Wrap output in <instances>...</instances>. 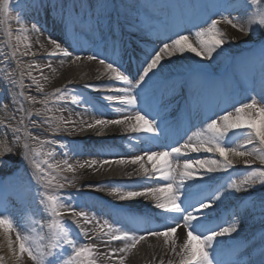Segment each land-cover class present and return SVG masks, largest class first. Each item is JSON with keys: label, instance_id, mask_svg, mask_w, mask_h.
Listing matches in <instances>:
<instances>
[{"label": "snow or ice", "instance_id": "snow-or-ice-1", "mask_svg": "<svg viewBox=\"0 0 264 264\" xmlns=\"http://www.w3.org/2000/svg\"><path fill=\"white\" fill-rule=\"evenodd\" d=\"M24 7L29 13L51 16L53 23L60 25L63 31L59 38L48 36L47 44L52 46L51 52L45 44L40 43L39 38L36 39L40 49L48 53L49 61L58 54L71 59L73 63L95 60L104 69L96 79L107 75L115 83L84 86L97 92L103 88L113 93L101 97L106 102L102 106H98L93 99L74 88L58 87L52 93H44V85L32 73V69L40 66L34 63L24 64L17 59V53L20 56H37V52L32 50L31 42L24 43V51H20L19 43L21 40L28 41L29 37L20 16H17L16 22L21 25L17 43L10 45L9 53L0 56V64L3 65L0 68V89L15 106L14 113H21L20 126L9 128V124H4L3 134L6 137L11 136L14 147L22 145L21 160L26 161L30 169V172L25 169V175L28 176L25 186L28 193L25 198L26 206L30 208L32 203H36L47 217L46 223L39 222L38 228L33 226L29 231H25L14 217L7 214L6 208L0 212V229H3L8 248L19 264H22L25 255L31 264H97L96 249L114 241L123 242V246L112 248L104 255L110 261L115 256L117 264H124V255L149 237H162L169 250L179 257V264H264V235L261 236L258 256L253 257L245 250L234 251L232 258L227 261L222 259L221 250L229 245L227 240L218 238L227 237L233 241L238 239L246 216L237 210L232 222H226L227 226H213L212 217L220 203L232 195L247 194L257 185L264 193V88L257 94L259 99L248 94L245 102L226 101L208 114L200 110L198 99L205 90L210 64L197 63L184 73L165 75L166 64L173 63L174 57H183L185 53H192L201 61L209 62L215 61L216 57L225 56V46L234 41L224 38L225 34L218 27L221 23L245 35H253L257 31L264 32V0H233L228 4L200 5L199 7L205 10V15L194 33L185 27L180 31L166 33L163 40L157 34L156 39L162 46L157 44L139 52L137 48L140 47V41L133 42L130 37L135 33L144 34L145 27L126 13L122 22L114 0L111 5L100 0L95 3L88 0L87 7L93 12L97 8L107 12L106 17L93 16L92 19L97 28L103 18L107 19L108 37L104 42L105 47L111 51L104 54L96 51L85 52L83 56L81 51L84 49L79 41L73 48L68 40L70 26L74 33L77 24L83 22L80 17V10L85 7L83 2L69 5V0H30ZM109 7L115 11V19L113 13L107 11ZM233 11L242 12V15L233 16ZM8 13L9 0H2L0 26L7 22ZM32 29L37 33V37L42 34L43 30L34 21ZM125 32L128 33L127 37ZM6 35L10 40V28L6 30ZM13 60L16 61L15 70L11 63ZM259 63L261 69H264V42L259 46ZM46 66L52 68L51 63ZM16 70L19 71V79ZM40 71L41 78L47 80L48 77L43 76V69ZM25 74L31 80L29 87L34 86L38 93L44 94L42 99L25 94ZM149 91L152 92L153 103L141 106L142 97ZM177 96L185 98V105L190 113V127L173 143L168 144L167 129L170 125L162 113H167L173 108ZM25 102L43 105V109H36V115L43 116L42 124L47 126L52 137H71L79 133H94L99 136L112 129L137 134V139L146 136L148 142L159 143L156 148H146L142 153L133 156L116 159H75L73 163L70 160L82 151L79 142L61 140L59 155L62 158L56 159L57 152L51 146L57 145L58 141L55 138L41 139L39 135L28 132L24 126L25 117L22 114L26 111ZM105 109L112 111L115 116H106ZM55 112L61 114L55 115ZM28 115L31 116V113ZM13 119H16L15 114L9 118V123ZM192 127H198V130L189 135ZM33 143L39 147H33ZM0 144L3 145L0 147V157L16 154L13 148L7 146L6 141ZM45 145L49 147L45 148ZM190 153L209 155L200 158L191 157ZM236 159L243 160L246 169L243 178L237 182L230 175L226 184H219L212 174L231 173L236 167ZM252 160H258L261 167H254ZM113 163L138 166L126 175L132 176L133 172H139L145 179L137 181V187L116 184H89L87 187L97 191L107 188L108 194L121 202H131L137 198L151 199L154 201V208L160 211H147L160 217V224L149 227L146 231L129 233L121 226L110 223L108 218H101L95 211L85 208L82 194H76L79 197L76 204L72 203L75 198L72 193H67V198L61 194V190L66 186H75V181L70 180L64 173L75 174L78 169L86 168L96 170ZM9 164V161L0 159V170ZM236 198L242 200L247 196L238 195ZM235 207L238 209V205ZM111 208L120 212L130 209L131 205L112 204ZM65 215L71 217V223L62 219ZM260 217L264 222V196L260 201ZM130 218L134 221L138 219L131 214ZM145 222L153 223L151 219H146ZM73 225L79 229L80 235L93 243L78 242L72 234ZM85 225H91V229ZM180 228L186 230V233L177 249L176 240L180 239ZM261 232L264 233V228ZM13 233L15 241L11 238ZM249 247L254 248L256 245ZM2 259L0 257V260Z\"/></svg>", "mask_w": 264, "mask_h": 264}, {"label": "bare ground", "instance_id": "bare-ground-1", "mask_svg": "<svg viewBox=\"0 0 264 264\" xmlns=\"http://www.w3.org/2000/svg\"><path fill=\"white\" fill-rule=\"evenodd\" d=\"M79 1L80 0H69V5L74 2L79 3ZM218 1H221V3L224 4L233 2V0H114V3L116 9H118L121 14L120 18L122 22L123 16L126 13L131 19L136 20L146 29L144 34L135 33L130 37L133 42L136 40L140 41V47L137 48L138 52L139 49H150L152 46L157 44L162 46V44H160V42L156 39L157 34H159L160 39L163 40L166 33L180 31L185 27L191 29V31L194 33L200 26L202 17L205 15V10H202L199 6L206 3H217ZM93 2L95 3L97 0H93ZM100 2L111 5L113 0H100ZM237 2H239V0H237ZM28 3H30V0L25 3L23 2L20 5V9H23V17H20L21 23L23 25L24 22L29 18L30 21H34L35 23H38L39 26L41 25L45 28L56 27L57 24L53 23L51 16L44 13H29L28 9L24 7ZM95 11L97 17L107 16V12H105L104 9L97 8ZM107 11L113 13V19L116 18V13L112 7H109ZM232 14L233 16H238L242 15V12L233 11ZM15 22V19L13 22H9L7 18L6 23L13 27V23ZM7 24L6 26L2 25L0 27V29H4V33H6V30L8 29ZM15 25L20 26V24H17V22ZM29 25L30 24L27 25L28 28L32 29V26ZM218 27L225 34L224 38L226 40L234 41L233 43L227 44L225 46V56L216 57L215 61L209 62L201 61L192 53H185L183 57H174L173 63L166 64L165 67V75H176L177 73H184L189 68L195 67L197 63L210 64L209 76L207 77L205 90L198 99L200 110L208 114H211V112L215 110L218 105H222L226 101H234L237 103L245 102L248 94L257 96V99H259L257 94L262 88H264V69H261L258 58L250 57L248 51L242 50L243 47H248L255 43L254 38L258 34V31L253 35H245L243 33L237 32L229 25L224 23H221ZM15 28V31L11 29V32L13 33L14 31L18 34L19 28ZM148 29L151 30L147 31ZM124 34L126 37L128 36L127 32ZM50 35L53 38L61 37L59 36V32L57 30H52ZM48 36L49 35H44L42 33L39 35V40L40 43L45 44V46L48 48V51L51 52L52 46L47 44ZM106 37H108V23L107 19L103 18L99 28H91L90 26L78 23L75 32L73 33L70 26L68 40L70 44H76V42L79 41L80 45H82L84 49V51H81V55L83 56L85 52L90 53L92 51H96L101 54L110 52L111 49L105 47L104 41ZM24 42L32 43V50L37 52V56H20L19 53H17V59L24 64L34 63L40 66L39 68L32 69V73L33 75L37 76V78L40 79V82L44 85V93H52L58 87L74 88L81 94L89 96L98 104V106L105 105L106 103L101 99L103 95L113 94L103 88L97 92L93 89L84 87L85 85H107L115 83L114 81L110 80L107 75L101 76L100 79H96V77L104 71L103 67L98 61L81 60L77 63H70V61L65 60L66 63L63 65L57 63L61 65L59 69H57L55 63L59 59L63 58L62 56L58 54L57 57H53L49 61L47 59L48 53L40 49L39 44L36 43V39L33 38L32 34L29 36L28 41L21 40L19 43V49L21 52L24 51ZM9 43L10 45H15L17 43V38H12L11 36ZM44 61H49V63L54 66L55 71L52 73L49 72L51 69L46 67V63H44ZM1 66L3 67L2 64H0V67ZM40 69H43V76H47V80L41 78ZM16 74L19 75L18 70H16ZM238 80H240L242 86L247 89V91L241 92L242 97L240 99V83ZM70 81L71 83H69ZM24 83V92L26 95H34L38 99L43 98V93H38L34 86L29 87V85H31V80L26 74L24 76ZM140 103L141 106L153 103L152 92L149 91L147 94H145V96L142 97ZM25 104L28 108L32 109V118L29 121V126H39L43 121V116H37L36 109H43V105L29 104L27 102H25ZM54 114L60 115L61 113L55 112ZM63 114L65 116L68 115V113ZM104 114L110 117L115 116L112 111L106 109ZM162 116L170 125V127L167 129L168 139L166 143L168 144L173 143L178 136L183 135L184 131L190 127V113L186 108L184 96H177L175 98L173 108L167 113H162ZM196 124L198 125L199 122L197 121ZM173 128H175V130L172 131ZM196 130H198V127H192L188 134L191 135L192 131ZM30 132L39 135L41 139H45V135L48 136V134H44L45 132H42L37 128L31 130ZM48 133L50 132L48 131ZM55 139L58 141V143L57 145L51 146V148L57 152L56 159L62 158L59 155L61 151L59 148V141L63 140L65 142H79V148L82 151L78 152L76 156L70 160V162L73 163H75V159H102L104 155L98 151V146L101 143H107L111 140H115L120 147V149L117 150L116 158L140 154L146 148H156L159 143L158 141L148 142L146 136L142 137L141 139H137V134H131L112 129H109L103 135L99 136L94 133H79L71 137L62 136L55 137ZM48 147V145H45V148ZM66 150L67 149H64V151ZM208 155L209 154L205 153H190L191 157L200 156V158H206ZM251 162L253 166L260 165L258 160H252ZM234 163L236 167L231 171V173L221 172L212 174L217 178L219 184H226L230 175L232 179L236 180V177L246 173V170L243 167L242 159H236ZM134 167L138 166H122L114 164L113 166L105 165L104 167L96 170L87 168L82 170L78 169L75 174L64 173V175H66L70 180L75 181L74 190L71 193L75 197L76 201L72 203L76 204L79 201V197L76 194L80 193L83 195V205L85 208L95 211L97 215L101 216V218H109L112 223H115L116 225H121L122 222L126 221L127 217L125 215L114 216L113 212L115 210L111 208V205L120 203L130 204L133 211L132 215L138 218L136 221L132 220L138 225V227H140V231H137V233L146 231L149 227H155L162 221L160 217L152 214L159 212L160 210L154 208V201L151 199L145 200L144 198H137L135 201L121 202L117 198L109 195V189L107 188L97 191L95 188L87 187L89 184H116L137 187L138 185L136 182L142 181L145 178L143 174L139 172H133L132 176L126 175V173L128 171H132ZM221 177L223 179H221ZM236 181L239 182L238 180ZM67 193L68 192H62L61 194L66 196ZM238 195H246L247 198L238 200L236 198ZM262 196H264V193L261 192L260 187L257 185L254 190L250 189L249 193L247 194L232 195L229 199L220 203L219 207L216 208V211L212 213L214 221L213 226H216L217 224H223L227 226V223L232 222L234 213H236L237 210L246 216L243 230L240 232V237L238 239L233 241L227 237L218 238L227 240L229 245L221 250L222 259L227 261L232 258L234 251L243 252L245 250H248L253 257L258 256L260 251L259 245L261 241H259L254 248H250L249 245H254L252 241H256L260 236L264 235V233L261 232L262 221L260 217V207L255 206L246 209L245 206L256 201H261ZM236 205H238V209L235 207ZM145 206H147V208ZM147 209H151L152 213H149ZM62 219H64L66 223H71V217L69 215H65L62 217ZM146 219H151L155 224H147L145 222ZM142 226L145 227L142 228ZM85 227L89 230L91 229V225H85ZM185 233L186 230L183 228L178 229L180 239L176 240L177 249H179L182 239L185 238ZM72 234L78 242L93 243L92 240L80 235L79 229H76L74 225ZM233 235L235 236L236 234ZM117 242L120 241H114V243ZM142 244L145 245V251H142V249L139 247V245ZM107 252L109 251L101 247L96 249L97 264H117V257L114 256L111 261L105 257L104 253ZM245 259H247V256H245ZM161 261H163V264H170V262L171 264H179V257L175 256L169 250V246L165 245L162 237H149L148 239L141 241L136 246V248L124 255V264H161Z\"/></svg>", "mask_w": 264, "mask_h": 264}, {"label": "rangeland", "instance_id": "rangeland-1", "mask_svg": "<svg viewBox=\"0 0 264 264\" xmlns=\"http://www.w3.org/2000/svg\"><path fill=\"white\" fill-rule=\"evenodd\" d=\"M29 0H9V13L7 15V18L9 22H13L14 19L16 20L17 16L23 17L22 16V11L23 9H20V5L24 2H27ZM2 2V0H0ZM79 2H83L85 7L80 10V17L82 18V24L90 26L91 28L96 27L95 23L93 21V16H96V11L93 12L87 7L88 0H80ZM217 3H221V1H218ZM97 17V16H96ZM7 23L4 25L6 26ZM14 26L11 27L10 24H7L8 29H13L15 31V27L20 28V26H16V22L13 23ZM28 24L32 26V21L28 18L24 22V27L28 29L27 34L28 37L32 34L34 39H37V33L33 31V29L28 28ZM38 24V23H36ZM29 25V26H30ZM1 27V26H0ZM13 31L12 33V38H17V33ZM4 29H0V56H4L5 54L9 53L11 48H10V43H9V38L7 37L6 33H4ZM264 32L258 31V34L255 36L254 40L255 43L248 47H243L242 50L248 51V54L250 57H255L258 58L259 60V46L261 42H264V39H262L260 36ZM23 36V34H20ZM25 43V42H24ZM23 43V44H24ZM245 51V52H246ZM70 61V63H73L71 59H64L61 58L58 61H56V67L59 69L61 66L60 64L66 63V61ZM12 67L15 70V63L16 61L13 60L12 62ZM46 65L49 63V61H44ZM60 63V64H57ZM77 63V62H76ZM52 65V64H51ZM2 67V66H1ZM0 67V68H1ZM47 67V66H46ZM233 68V67H232ZM49 72H53L54 66L50 68ZM48 73V72H47ZM2 75V73H0ZM17 78L19 79V75L16 74ZM240 81V80H238ZM14 105L9 102V97L7 94H3L2 89H0V142H7V146L13 148V151L16 153L15 155L12 154H5L0 159H4L5 161H9L10 164L6 165L3 170H0V212L4 211L5 208L7 209V214L14 217L16 222L19 224V226L24 229L25 231H29L31 227H39V222H47V217L46 215L42 212L41 207L38 206L36 203H32L31 207L26 206V197L28 195L27 190H26V184L28 181V176L25 175V169H27L30 172V169H28L27 162L21 160L20 156V148L22 147H14L13 142L11 140V136L9 135L6 137L3 132H4V124H9V128L11 127H16L20 126L19 125V117L21 113H14ZM24 107L26 111L22 114L25 117V125L27 128V131L30 132L31 130L34 129H40L42 132H45L44 134H48V136L45 135V139H52L55 137L51 136V133H48L47 126L43 125L42 123L36 127H31L29 126V121L32 118V109L28 108L26 104H24ZM31 113V116L28 114ZM15 114L16 119L11 120L9 123V118L12 117ZM32 143V142H30ZM3 145L0 144V147ZM34 147H38V145L32 144ZM244 167V164H243ZM254 167H261L259 166H254ZM19 169V171H17ZM245 169V168H244ZM246 170V169H245ZM245 174L239 175L236 177V180L240 181ZM74 190V187H68L66 186L64 189L61 190L62 192H68L71 193ZM76 201L74 198L72 202ZM259 206L260 207V201H256L252 204H248L245 206V208H250L253 207V205ZM36 221L34 224L33 222ZM66 222V221H65ZM262 228H264V222H261ZM12 240L15 241V233L12 234ZM259 241H261V236L255 241L253 240L252 243L256 245ZM117 246H123V242H117L114 243L112 242L109 245H101L100 247L111 251L112 248H116ZM139 247L142 249V251L145 248V245H139ZM145 251V250H144ZM0 257L3 259L0 260V264H19V262L16 260V258L12 255V252L9 250L8 245H7V240L5 238L3 229H0ZM22 264H31V261L27 258L25 255ZM112 264V263H111Z\"/></svg>", "mask_w": 264, "mask_h": 264}]
</instances>
